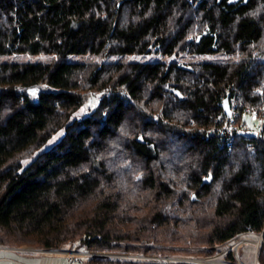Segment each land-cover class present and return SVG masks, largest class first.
<instances>
[{"label": "trees", "instance_id": "1", "mask_svg": "<svg viewBox=\"0 0 264 264\" xmlns=\"http://www.w3.org/2000/svg\"><path fill=\"white\" fill-rule=\"evenodd\" d=\"M12 55L46 59H0V246L202 264L173 258L254 231L264 264V123L197 131L228 85L264 106V0H0Z\"/></svg>", "mask_w": 264, "mask_h": 264}, {"label": "rangeland", "instance_id": "2", "mask_svg": "<svg viewBox=\"0 0 264 264\" xmlns=\"http://www.w3.org/2000/svg\"><path fill=\"white\" fill-rule=\"evenodd\" d=\"M153 56L158 58H162L163 60L167 59V55H159L153 54ZM131 57L123 56L121 60L126 61L127 59H131ZM0 59L4 60H35V59H46V56H27V55H12L7 57H0ZM81 59H87L85 57H81ZM59 137V134L54 136L50 142H48L44 148H47L53 141H55ZM263 232H254V231H246L239 236L232 237L228 240V243H220L212 246H207L208 249L212 251L208 254L201 256H177L175 255L173 259L180 258L182 261H191L198 262L202 264H257V249L262 238ZM30 246L22 247L24 250H31L33 256L38 258V264H89L87 260V256L82 257L81 263H71L67 260V254L65 250H43V249H28ZM214 247V248H213ZM33 248V247H31ZM82 251V250H81ZM231 251L235 257V262L226 258L227 252ZM137 256V255H135ZM148 260H154L157 258V255L147 254ZM202 258L205 259L204 262L197 261L196 259ZM138 259H144L143 256H138ZM158 259H167L165 256L158 257ZM178 260V259H177Z\"/></svg>", "mask_w": 264, "mask_h": 264}, {"label": "built area", "instance_id": "3", "mask_svg": "<svg viewBox=\"0 0 264 264\" xmlns=\"http://www.w3.org/2000/svg\"><path fill=\"white\" fill-rule=\"evenodd\" d=\"M160 60H163L160 58ZM227 93H230L229 104L230 113L227 114L223 109L215 116L212 125L208 128L203 129L199 127L197 131L204 132L206 136L219 135L220 146L231 147L234 141V134L238 132H254L258 136L263 129L264 123V106L258 110L256 108L242 107L240 102V94L232 85L226 87ZM102 94H108V89L101 91ZM97 92H92L93 98L98 97ZM192 124V122H190ZM28 249H34L28 247ZM68 262L81 263L83 256H110L115 255L114 253L88 250L81 251L74 247L69 248L66 253ZM122 256H130L128 254H120ZM138 257V256H134ZM147 257V256H146ZM180 259V258H175ZM197 261L204 262L205 259L198 258Z\"/></svg>", "mask_w": 264, "mask_h": 264}, {"label": "crops", "instance_id": "4", "mask_svg": "<svg viewBox=\"0 0 264 264\" xmlns=\"http://www.w3.org/2000/svg\"><path fill=\"white\" fill-rule=\"evenodd\" d=\"M30 251L14 246H0V264H38V258Z\"/></svg>", "mask_w": 264, "mask_h": 264}, {"label": "water", "instance_id": "5", "mask_svg": "<svg viewBox=\"0 0 264 264\" xmlns=\"http://www.w3.org/2000/svg\"><path fill=\"white\" fill-rule=\"evenodd\" d=\"M229 98H230V93L228 92L224 98L222 99V101L220 102V107L227 113L229 114L230 113V104H229ZM242 134L244 135H247V136H256V133L254 132H247V131H244L242 132ZM196 196L195 194H192V199H195Z\"/></svg>", "mask_w": 264, "mask_h": 264}, {"label": "snow or ice", "instance_id": "6", "mask_svg": "<svg viewBox=\"0 0 264 264\" xmlns=\"http://www.w3.org/2000/svg\"><path fill=\"white\" fill-rule=\"evenodd\" d=\"M35 93L33 92V95H34Z\"/></svg>", "mask_w": 264, "mask_h": 264}, {"label": "bare ground", "instance_id": "7", "mask_svg": "<svg viewBox=\"0 0 264 264\" xmlns=\"http://www.w3.org/2000/svg\"><path fill=\"white\" fill-rule=\"evenodd\" d=\"M214 248V247H213Z\"/></svg>", "mask_w": 264, "mask_h": 264}]
</instances>
